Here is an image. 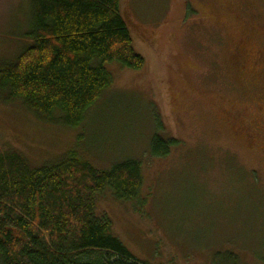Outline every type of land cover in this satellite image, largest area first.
Here are the masks:
<instances>
[{"label":"rangeland","instance_id":"rangeland-1","mask_svg":"<svg viewBox=\"0 0 264 264\" xmlns=\"http://www.w3.org/2000/svg\"><path fill=\"white\" fill-rule=\"evenodd\" d=\"M30 7L0 0V59L24 47ZM120 8L144 68L107 64L114 81L76 129L0 105V144L36 164L69 151L99 170L140 162L139 197L106 191L96 213L141 264H264V0ZM155 136L178 144L156 157Z\"/></svg>","mask_w":264,"mask_h":264},{"label":"trees","instance_id":"trees-1","mask_svg":"<svg viewBox=\"0 0 264 264\" xmlns=\"http://www.w3.org/2000/svg\"><path fill=\"white\" fill-rule=\"evenodd\" d=\"M121 0H30V24L16 55L0 59V105L21 106L43 124L76 129L114 76L107 64L140 71ZM175 139L155 136L152 153L168 156ZM138 161L99 170L67 152L33 163L0 144V264H141L96 213L106 191L139 197ZM227 258L236 259L230 253Z\"/></svg>","mask_w":264,"mask_h":264},{"label":"flooded vegetation","instance_id":"flooded-vegetation-1","mask_svg":"<svg viewBox=\"0 0 264 264\" xmlns=\"http://www.w3.org/2000/svg\"><path fill=\"white\" fill-rule=\"evenodd\" d=\"M244 13V12H243ZM238 18H239V15H238Z\"/></svg>","mask_w":264,"mask_h":264}]
</instances>
